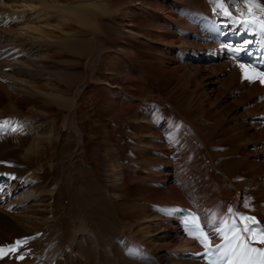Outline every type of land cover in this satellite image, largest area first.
<instances>
[{
	"label": "rangeland",
	"instance_id": "rangeland-1",
	"mask_svg": "<svg viewBox=\"0 0 264 264\" xmlns=\"http://www.w3.org/2000/svg\"><path fill=\"white\" fill-rule=\"evenodd\" d=\"M12 1L13 0H0V11H3L2 9L4 8L11 9V5L15 0L13 2ZM78 1L80 0H47L46 4L43 5L42 3V5H62L61 7H66L70 5L69 3L73 4L75 2L77 3ZM35 2L37 4V8H39L41 5L38 4L39 0H34V3ZM105 2L107 4L105 12H100V14H98L99 17L95 20V22L85 28V25L78 24L77 22L73 21V19H71V24L64 26L63 23L68 22L69 18L66 16V14H68L67 11H64L63 13L61 10L57 11L54 9L52 11L56 12H54V14L59 15L50 22L56 27H54L55 30L52 31V35L54 36L52 38L56 39V41L57 39L64 40L65 38L68 39L69 37L76 38L78 40H80V37L81 39H94L93 44L96 43L99 46H102L99 47L100 52L98 53L100 55L97 54L96 58L94 55L92 58L86 54H75L73 51L68 50L63 46L59 47L62 43L72 42V39L70 38L69 41L67 40L64 42L59 40L58 43L60 45H54L55 47L59 45L58 47L63 48L62 50L58 47L54 48V46H51V49L42 48L39 50L40 54L37 51L34 55H32V57L38 55L39 58L41 57L40 59L41 61L43 60V62H31V64L35 67H33V70L30 71L31 74H27L25 78L30 80L39 89L48 93H54L52 95L55 96L60 102V99L63 97V99L66 101L64 102V100H62V105H60L61 103L58 101L56 106L46 107L39 101L34 102L32 100L30 103H26L23 98H20V100H24L25 103L17 102L16 108L20 111L18 113L15 109L13 110L12 105H10L8 101L4 99L5 95L1 93L2 97H0V108L2 109H0V111H2L0 112V136L9 145L11 142H13V139L15 140L18 136L16 135L15 131L12 130V128L17 126L18 122L22 121V124L31 122L30 124L33 126H37L36 124L41 123L39 124L40 128L38 131L40 132L42 130L41 133L48 132V134L52 135L53 143L51 147L48 148L49 150L46 149V152L42 153L40 162L37 165L31 164L35 165L36 167L40 166L38 168H42V170L39 171L40 174L38 176L40 183L42 185L44 183V185L55 186L54 184H56V180L59 179L60 174L62 175V170L66 166L71 169L72 174L77 172L76 177H79L77 179H81L83 181L84 178L80 176L79 173H81V168L84 169L85 167L91 170V175L89 174V178L92 182L99 180L100 183L103 184L104 192L102 190V193L103 195L105 193V196H103L105 203L108 202L106 198L115 200L118 205L120 204L121 210L126 211H124V213L126 214V218H129V220L134 219L136 215L135 210L139 214L143 213V211L154 214L153 216H156V219L158 218V220H169L171 217H176V208L172 209L169 207L170 205H168L164 198L169 196V194L178 193L179 188L183 184L185 191L190 193L193 189V193H191L193 196H202L199 198L201 201L198 204H191L188 202L182 205V208L186 210V214L183 215L184 219L188 217L189 213L192 212H195L198 215V212L202 210V207L204 211H207L209 210L208 208H210V212L213 214L212 211L218 209L220 203L219 193L216 192V187H218L221 183H235L234 180L236 176L239 177V175L244 174L242 176L247 177L248 175L250 177L247 182L248 185L242 189L234 187V191L236 190L237 192H243V195L245 194L246 199L242 200L240 203L236 201H230L227 203L226 207H228L225 209L228 210L229 207H231L234 211L236 210V212L254 216L258 219L261 226H264V217H261L260 214L256 212L258 211V208L255 203V201L260 202L259 198L256 196L257 193L259 194L261 191H264V173L262 172L261 175L259 174L254 176V174L250 172L247 167H244L246 162L255 157H253V155H246V157L245 155H240V161L238 163L239 165H236L237 168H233L230 167L231 163L229 161L230 159H228L231 157V152L225 151L226 153H230V156L227 154L228 158L226 159L228 161L225 160V154H223L225 153L224 150H229L228 147L231 146L230 141H227L228 134L226 129H228L230 126L233 127L237 124H240L241 122H243L241 124H245V126L247 125L246 129L250 127V124L246 122V118L248 117L247 113L249 112V106H247V103H244L243 101L238 102V109L236 108L233 111V100L227 101L222 96L218 98V101L215 99V95H210L206 89L207 77L205 78L202 73H195L196 71L193 64H198L196 59L194 60L195 55L199 54L198 52L193 53L190 51L186 53V51L179 47L172 48L168 45L163 47V45L160 43L162 41L158 36L162 35V31H166L165 28L162 30V27L166 25L167 27H165L169 28V20L167 17H162L160 21H158L155 19V16H157L156 9L158 8V5L162 4L165 6L167 4L166 0H163V3L160 0H105ZM139 2L144 3V8L139 6ZM164 14L168 15L167 12H164ZM164 14L162 13V15ZM26 15L28 16L29 14L27 13ZM4 22L6 21L3 20L2 16L0 15V35L4 34L5 30L15 29L18 24H21H11ZM130 24L133 25L131 26ZM171 24L176 25L177 23L171 22ZM89 27V31L92 33L87 32ZM123 28H130L131 30H129V32H125L122 31ZM170 28L173 31H176L178 36H183L179 32L178 27V30H175L173 27ZM85 29V32L87 33H84ZM95 33L96 36H94ZM68 34H72V36ZM149 37L151 40H149ZM76 39H73V41ZM175 45L179 46V44ZM166 49L167 51L171 52L173 58H175L172 61L174 63L171 62L172 64L166 63L167 65H164L159 61L161 59L160 53L167 52ZM177 50H179L180 53L176 52ZM49 57L51 58L48 59ZM21 58L23 61L26 59L25 62L29 60L28 54H24V56L22 55ZM183 65L189 67H181ZM43 68H45L46 71ZM62 72L69 73V75L67 77L63 75L61 76ZM38 73V78L34 79L33 76ZM79 73L81 74L79 75ZM56 91H59V93ZM206 96H209V99ZM202 100H204L205 104L201 102ZM63 103H70V107L67 108L63 106ZM258 117L259 116H257V118ZM224 118H227L228 121L224 120ZM205 120H207V123ZM213 120L215 121L213 122ZM220 120L221 124H219ZM5 121L8 123L4 124ZM216 122L218 123L217 127L212 126V123L216 125ZM190 124L195 128L200 127L198 128L201 133H199V136H197V129L194 131L195 134L190 136L191 133L190 129L188 128ZM251 124H253V122ZM22 128H24V126L20 127L21 131L24 130ZM224 129L225 131H222ZM186 130L189 132V135L186 134ZM220 130L223 133H221ZM251 132L254 131L251 130ZM224 134L226 137H224ZM82 135L83 145H80L79 137ZM220 135L222 137L221 141L216 140L221 138ZM23 136H27V134ZM211 140L212 142L210 143L212 144L208 143ZM219 143H221V145H219ZM223 143L226 145H223L222 147ZM18 144L20 143H16V146H18ZM199 144H201L200 146L205 148V150L210 153L208 158H200L202 157L200 156V152L198 157H193V155L190 154L193 146L196 145L200 147ZM209 144L211 146H215L210 147ZM218 145L222 148H225L223 152L221 149H219ZM249 147V145H239L238 151L242 152ZM212 148L215 149L214 151H216V148L218 149L217 152H215V154L217 153L216 156L214 155L213 150H211ZM218 151L220 153L222 152V154H218ZM196 153L198 154V151L194 154ZM19 156L20 155L14 157V159L0 160V162H2L0 163V170L4 171L7 165L10 167L18 166L20 169H28L30 166L26 164H19L20 166L16 165V163H20L18 160L20 158ZM2 158L4 159L5 157L2 156ZM147 161L153 164L152 166L150 165L151 168L149 170L151 178L153 177L151 185L146 180L144 182L143 179L145 174L144 171L147 167ZM190 161L191 163L193 162L194 165L191 164ZM195 162H198V164ZM226 162H228V166L226 165ZM199 163L204 167L202 165L199 166ZM167 164L179 166V171L177 170L178 172L174 173L173 177H168L169 179L166 183H164V185H158L159 181L161 182V178L165 176L163 173V167ZM240 165H243V168L240 167V169ZM50 167H55L56 170H51ZM208 167L211 168L208 169ZM120 169L124 171L126 176V179H122L123 182L119 176L120 174L118 173ZM199 170L200 172L202 171L201 174ZM214 170L222 175L219 176L222 181L219 179L217 182H215L213 177H211L212 180L208 181L207 183L208 175L211 176L212 174H215ZM45 173L48 175H45ZM43 175L44 178H42ZM55 175L58 177V179H56L57 177H55ZM225 176L227 177L225 178ZM118 178H120L121 181ZM192 179L194 180L192 181ZM184 181L187 182L188 186ZM13 182H16V178H14ZM113 182L117 184L121 183V188L118 189L114 187ZM179 184L180 186H178ZM202 188L210 191L206 192L207 196H203L201 194ZM140 191L143 192L141 193ZM170 191H172V193H170ZM91 194L94 195V197H92L93 195H91V197L95 198L96 194ZM209 194L210 197H208ZM211 195L217 197L213 196V198ZM119 196L122 199L119 198ZM184 198L189 201L186 196H184ZM209 198H211V200L212 198L215 199L213 201L214 204L211 200H209ZM208 200L211 202V206ZM106 204L107 205L105 208L109 210V203ZM133 204L138 208H134ZM259 205L264 209V203H260ZM2 206L3 205L0 203V208H3ZM83 207L84 206H81V209ZM160 207L161 210H165L164 208H166L168 214H162V212L160 213V209H158ZM194 207H197V209ZM126 208L128 210H126ZM83 209L81 211H84ZM171 209L173 211H171ZM227 210L226 212H223L225 216L228 215ZM171 213L176 215L173 216ZM201 216L207 219H202L199 217L200 223H202L203 220H208L210 218L207 213ZM76 217L71 218L74 223L79 221V218ZM72 220L70 221L68 219V225L71 222L73 223ZM142 224L134 227L133 232L140 230V228H142ZM45 232L48 233L49 229H45ZM19 239L21 238L18 237L17 240ZM9 242V240L5 239V243L8 244ZM196 243L199 246V249L194 250V252L190 254H200L202 247L197 241ZM156 244L154 243V246ZM254 245H259L258 247H264V245L260 244ZM44 247L45 246H42L40 248ZM166 250H168V248H166ZM171 251L172 253H170L168 256V262L170 264L208 263L205 261V257V259L202 260L192 259L190 254H187V256L183 257L179 254V250L175 247L172 248ZM41 252V249H39L38 254ZM202 252H205V249H203ZM42 253L43 255L40 254L42 255V258L47 255L46 252ZM32 255L35 256L33 253L31 256Z\"/></svg>",
	"mask_w": 264,
	"mask_h": 264
},
{
	"label": "bare ground",
	"instance_id": "bare-ground-1",
	"mask_svg": "<svg viewBox=\"0 0 264 264\" xmlns=\"http://www.w3.org/2000/svg\"><path fill=\"white\" fill-rule=\"evenodd\" d=\"M160 1L163 3V0ZM46 2L47 0H39L38 4L42 5L43 3L44 5L46 4ZM166 2L167 4L165 6L160 4L156 9V20L160 21L162 17H167L169 20V28H166V25V27L164 26L161 28L162 30H164L163 28H165L166 31H162V35L158 36L162 41L160 43L163 45V47L168 45L172 48H182L184 51H186V53L190 51L193 53L201 52L200 55L196 57V62L198 64L193 65L195 67L196 74L202 73L205 78L207 77L206 89L208 90L210 95H215L216 100H218V98L222 96L227 101L233 100V111L238 107V102L243 101L244 103H247V106H249V112L247 113L248 117L246 118V122L250 124V127L246 129L247 125L245 126V124H241L243 122L233 127L230 126L232 128L228 126L229 128L227 127L228 129H226V132L228 134L227 141H230L231 146L229 145V150L222 148L223 145H226L223 141L224 143L222 144V147L219 146L221 145V143H219L218 147L222 150V152L224 149V152H231L230 158H228L227 155L229 154L230 156V153L225 152L223 154H225V160H227L226 158L230 159V167L233 168H237L236 165H239L238 163L240 161V155H245V157L246 155H253V157L255 158H252L251 160L246 162L245 165L243 163L242 164L244 165V167H247L249 171L254 174V176H257L259 174L261 175L262 172L264 173V85H262L258 79L254 80L253 82L244 80L242 78V73L239 65L243 63L246 68L251 67L259 72H264V34H261L255 30H246L244 26L238 22L239 12L237 11L236 7L229 2V0H225V3L229 4V11L232 12L233 17L236 18V22H233L223 15L218 14V12L214 10L213 5L209 2V0H166ZM259 2L261 4H264V0H259ZM69 4L70 5L66 7H61L62 5H40V7L37 8V4L36 2L34 3V0H15L11 5V9L4 8L2 9L3 11H0L2 19L6 21L4 23H21L18 24V26L16 25L17 27L15 29L5 30L4 34L0 35V97H2V94H4V99L7 100L8 103L12 105L13 110L15 109L18 113L20 111L16 108L17 102L25 103L26 101V103H30L32 100L34 102L39 101L46 107L56 106L58 104L59 100L52 95L54 93H48L44 90L39 89L30 80H27L25 78L27 74H31L30 71L33 70V67H35L31 64V62H43V60L41 61L40 59L41 57L39 58L38 55L33 57L32 55H34L37 51L39 52V50L42 48L51 49V46L59 44L58 41L60 39H57L56 41V39L52 38L54 37L52 35V31L55 30V25L50 23L59 15L54 14L55 11H52L54 9L57 11L61 10L62 13L64 11H67L68 14H66V16L69 18L68 22L63 23L64 26L71 24V19H73V21L77 22L78 24L85 25V28L92 25L93 22H95V20L99 17L98 14H100V12H105L107 7L105 0H80L77 3L75 2L73 4ZM138 4L139 6L143 7L144 3L139 2ZM235 4H239L242 6V0H235ZM161 12L163 14L164 12H167L168 15H162ZM27 13L29 14L28 16L26 15ZM171 22L177 24L172 25ZM170 27H173L175 30H178L179 28V32L183 36H178L176 34V31H173ZM89 29L90 27L88 28L87 32H90ZM129 30L131 29L123 28L122 31L129 32ZM85 31L86 29L84 30V33H87ZM96 33L94 36H96ZM68 35L72 36V34ZM69 38L61 40L62 42L67 40L69 41ZM70 39H72V42L62 43L61 45L59 44L60 46H58H63L66 49L73 51L75 54H86L91 56L92 58L94 55L96 58V55L99 54L98 52H100L99 47H102L96 43L93 44L94 39H81V37L80 40L76 38ZM73 39L76 40L73 41ZM149 40H151L150 37ZM175 44H179V46ZM57 47L54 46V48ZM236 48L243 49L238 56L234 55L232 51V49ZM59 49L62 50L63 48ZM176 52L180 53L179 50H177ZM24 54H28L29 56V60L27 62H25L26 59L23 61L21 58V56H24ZM160 54L161 59L159 61L164 65L166 63H171L175 59L169 51L161 52ZM50 58L51 57H49L48 59ZM181 67L188 68L189 66L183 65ZM43 69L46 71L45 68ZM80 74L81 73H79V75ZM62 75L67 77L69 73L62 72L61 76ZM37 76H39V73L34 75L33 78L37 79ZM56 92L59 93V91ZM206 97L209 99V96ZM20 98H23L25 101L20 100ZM63 98L60 99L61 102L62 100H64ZM65 101L66 100H64V102ZM61 102L59 101V103ZM201 102L205 104L204 100H202ZM63 104V106L67 108L70 107V103ZM60 105H62V103ZM257 116L261 117L262 120H258ZM224 120L228 121L227 118H224ZM205 121L207 123V120ZM214 121L215 120H213V122ZM252 122L253 124H251ZM30 123L22 124L21 121L17 123L16 127L12 128V130L15 131L16 135L18 136L15 140L13 139V142H11V144L9 145L0 136V160L14 159V157L20 155V158L18 159L20 163H16V165L26 164L30 166L29 168L27 166L28 169H20L18 168V166L10 167L7 165L4 171L0 170V203L3 205V208H0V247H6L8 245L14 244L15 241H17L18 237L21 238L19 240L31 238L29 239V242L20 250L21 253L26 256V259H24L23 261H16L13 257L10 256L6 257L4 260H0V264H170L168 262V256L170 253H172V248L175 247L176 249H178L179 254L183 257L185 254H190L194 252V250L199 249L196 241L187 237L188 235L186 236L183 228V215L186 214V210L182 208V205L188 202L191 204H198L201 201V199L199 198L202 196L198 197V195L193 196V194H191L193 193V189L189 193L184 190L183 184L179 188L178 193L174 194L172 193V191H170V193L172 194L168 193L169 196L165 198L163 197L168 205H170L169 207H171L172 209L176 208L175 210H177V216L174 218L171 217L169 220H161L159 218L160 220H158V218L156 219V216H153L154 214L148 213L146 211H143V213L139 214L134 209L136 215L134 219L131 218L132 220H129V218H126V214L124 213L125 210H121L120 204L118 205L115 200L106 198L108 201L106 203H109L110 207L108 206V208L110 209L108 210L105 208L107 204L103 199V196H105V193L104 195L102 193V190L104 189L103 184L100 183L99 180H95L96 182H92L89 178V174L91 175V170L85 167L84 169L81 168V173H79L80 176L85 179H83V181L81 179H77L79 178L76 177L77 172L72 174L71 169L66 166L63 168L62 175L60 174L59 179L57 177L58 173L56 174L57 176L55 175V177H57L56 179H58L56 180V184L53 183L55 186L44 185V183L42 185L38 177L40 174L39 171H41L42 168H38L40 166L36 167L35 165L40 162L42 153H45L46 149L51 147L53 143V136L48 134V132L41 133L42 130L40 132L38 131V129L40 128L39 124L41 123L36 124L37 126H33ZM219 124H221V120ZM217 125L218 123L216 125L212 123V126L217 127ZM21 126H24V128H22L24 130L22 131L20 129ZM188 128L190 129V136H193L195 134L194 131L196 129L197 136H199L200 131L198 130V128L200 127L195 128L190 124ZM251 130L254 132H251ZM222 131H225V129ZM222 131L221 133H223ZM185 132L189 135V132H187V130ZM25 134H27V136H23ZM224 137H226L225 134ZM221 139L222 137L216 140L221 141ZM210 142H212V140L208 143ZM16 143L20 144L16 146ZM79 144L83 145V135L79 137ZM200 145L201 144H199V146ZM239 145H249L250 147L242 152H239ZM212 146L210 145V147ZM211 150H213L214 155L216 156L217 153L215 154V152H217L218 149L216 148V151H214L215 149L212 148ZM197 151L198 154H194ZM219 151L218 154H222V152L220 153ZM190 152L193 157H198V155H200V152V156H202L200 158L202 159L208 158L210 154L205 150V148H202L201 146L198 147L196 145L193 146ZM2 156L5 158L3 159ZM146 163L147 167L144 171L145 174L143 179L144 182L146 180L151 185L153 177L151 178L149 170L153 164L149 163L148 161ZM195 163L198 164V162ZM226 163V165L228 166V162ZM172 164H167L163 167V173L165 174V176L161 178V182L158 180V185H164V183L168 181V177H173L174 173H177L179 171V166ZM191 164L194 165L193 162ZM200 165L202 164L199 163V166ZM243 165H240L239 168ZM50 168L51 170H56L55 167ZM210 168L208 167V169ZM118 173L120 174L118 175L121 177V180L126 179V176L122 169H120ZM219 174V172L215 171V174H212L211 176L208 175L207 183L208 181L212 180L211 177H213L215 182H217V180L220 179L219 176H222L221 174ZM45 175L48 174L45 173ZM242 175H239V177H235V183L222 184L220 182L221 184L216 187L217 189L215 188L216 192L219 193V208L216 207L218 209H215V211L211 210L213 212L212 214L210 212V208H208L209 210L204 211L201 204L202 210H198L201 215L207 213V215L211 219L214 216L219 223L220 220L225 216L223 212H226L227 210L225 209L228 207H226L227 203H229L230 201H236L240 203L242 200L246 199V196L245 194L243 195V192L241 193L237 192L236 190L234 191V187L242 189L243 187L248 185L247 182L250 177L248 175L247 177H243ZM227 176H225V178ZM12 177H15L17 179L15 183L12 182ZM42 178H44V175L42 176ZM118 179L120 180V178ZM193 180L194 179H192V181ZM202 181L205 182L204 180ZM120 184L121 183H114V187L119 189L122 185ZM186 185L188 186L187 182ZM178 186H180V184ZM206 192L210 191L202 188L201 194L203 196H207ZM91 193L96 194L95 198H92L94 197V195ZM260 193H257L256 195L260 200V202L255 201L258 208V211L256 212H258L261 217H264V209L259 205L260 203H264V191H261ZM91 195L93 196L91 197ZM184 196H186L189 201H187ZM211 196L213 197L214 195ZM208 197H210V194L208 195ZM119 198L121 197L119 196ZM213 198L212 200L211 198H209V200L213 202L215 200ZM209 204L211 206V202ZM81 206L85 207H83L84 209L82 208L84 211H81ZM133 207L135 208L137 206L134 205ZM194 208L197 209V207ZM172 209L171 211H173ZM126 210L128 209L126 208ZM193 213L194 212L189 214ZM222 213L224 214V216ZM73 217L79 218V221L77 223H74V221L71 219ZM68 219L70 221L72 220L73 223L71 222L68 225ZM140 224H142V228H140V230L138 231L133 232L134 227ZM45 229H49V232L46 233ZM5 239L9 240L10 242L8 244L5 243ZM154 243L157 244L154 246ZM42 246L45 247L40 248ZM166 248H168V250H166ZM39 249H41L42 252H46L47 255L42 258L43 253H40L42 255L38 254ZM32 253L35 254V256L32 255V257ZM200 264L208 263L202 262Z\"/></svg>",
	"mask_w": 264,
	"mask_h": 264
},
{
	"label": "snow or ice",
	"instance_id": "snow-or-ice-1",
	"mask_svg": "<svg viewBox=\"0 0 264 264\" xmlns=\"http://www.w3.org/2000/svg\"><path fill=\"white\" fill-rule=\"evenodd\" d=\"M209 2L218 14L236 22L225 0H209ZM229 2L236 7L239 12L238 22L246 30H255L264 34V4H261L259 0H242V6L235 4V0H229ZM242 50L241 48L232 49L237 56ZM239 67L244 80L253 82L258 79L264 85V72L251 67L246 68L243 63ZM7 123V121L4 122V124ZM160 211L168 214L166 210ZM183 226L189 238L197 241L205 249L204 256L208 264H264V247L253 246L256 243L264 245V226H261L254 216L236 212L229 207L228 215L220 220L219 225L216 224L214 216L207 225H202L198 215L189 214L184 219ZM205 227L212 229L222 243L212 247V237L205 231ZM29 239L31 238L17 240L12 245L0 247V260L10 256L16 261L26 259L20 250L29 242Z\"/></svg>",
	"mask_w": 264,
	"mask_h": 264
}]
</instances>
